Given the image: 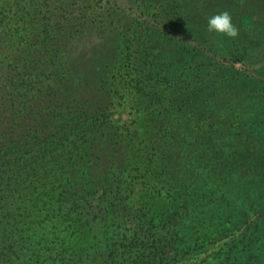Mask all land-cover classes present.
I'll return each mask as SVG.
<instances>
[{"label":"trees","instance_id":"trees-1","mask_svg":"<svg viewBox=\"0 0 264 264\" xmlns=\"http://www.w3.org/2000/svg\"><path fill=\"white\" fill-rule=\"evenodd\" d=\"M160 1L144 22L121 27L119 57L101 66L107 78L82 65L96 76L88 100L65 66L72 33L58 13L0 0V264H195L189 242L209 238L202 228L240 224L264 199L254 122L231 135L217 101L200 98L212 82L197 79L228 72L264 104V0ZM223 11L235 38L207 30ZM151 18L181 37L171 41ZM159 38L168 43L157 52ZM176 44L178 63H192L170 69ZM209 55L225 65L200 71L197 58ZM114 96L140 108L151 129L118 125ZM256 219L227 264H264V215ZM192 228L195 238L185 234Z\"/></svg>","mask_w":264,"mask_h":264},{"label":"rangeland","instance_id":"rangeland-1","mask_svg":"<svg viewBox=\"0 0 264 264\" xmlns=\"http://www.w3.org/2000/svg\"><path fill=\"white\" fill-rule=\"evenodd\" d=\"M27 1L30 5H34L35 8L42 9L41 11L47 10L52 12V14L58 13L56 18L53 19L58 20L59 25L69 29L72 33L65 44L64 56L66 57L63 59L66 61L65 66L70 72V77L77 84L80 94L85 95L88 100H91L93 96L89 89L94 84L92 82L96 76L91 74L94 72L92 69L88 73L83 71L82 65H88L89 67L97 66V72L104 78H107L108 74L101 66L106 63L109 64L111 63L109 60H114L117 56L119 57L123 43H120L121 39L118 38L117 33H119L121 27H125L131 22H144L149 18L148 15L158 7L157 3L155 4L156 7L152 5L156 0H20V4L17 5L18 8L22 9V5L27 7ZM194 6V4L187 5V9ZM49 14V12H45V16ZM41 21L46 23L49 19ZM152 21V24L157 27V31L162 34H168L172 38L171 41H176L177 38L175 36L181 37V34L177 31L163 28L162 24L154 19ZM167 43L168 41H161L160 38L159 40H155V51L160 52L162 46ZM178 48L179 44H176L174 47L175 54L172 57L171 54H168L167 56L170 60H164L170 69H178L180 66H187L192 63L191 60H187L186 55H181L184 56L182 58L185 61L178 63L180 56ZM262 48V52L257 55V62L264 61V44ZM163 52H167V49L164 48ZM198 52V54L201 53V51ZM197 59H200L199 62H204V66L200 68V71L206 66V62H210L216 68L219 67L218 65H225L216 56L209 55V58L202 56ZM242 70L248 71L249 68L243 66ZM224 76H227V78L221 81ZM82 79L85 81V86L83 87L80 84L83 82ZM197 79L200 82L206 81L208 84L212 82L211 88L206 89L204 93L199 92L200 98H211L217 101L219 106L216 105L215 108L219 112L216 113L221 119L226 118L224 122L231 131V135H244L243 130L245 127L242 130L235 127L239 124H243V126L249 124L244 120H252L254 122L256 127L255 145L263 149L262 154L264 157V107H261L262 100L257 98L260 94H254V99H252L248 96L251 92L245 86L243 89L241 85H237L229 77L228 72L220 71L218 73L214 71L211 74L208 73L207 77L205 73H202L200 76H197ZM260 80V76H257L255 82L258 83ZM106 87L108 86L106 85ZM260 88L254 86L253 90H259ZM101 101L105 103L102 96ZM110 103L113 108L120 110V121H117L118 125H124L129 132H132L135 128L140 131H149L151 129L153 122L150 118L145 117L143 112L142 116L136 115L140 108H124L125 104L122 101V97L117 98L114 96ZM201 103L203 102L201 101ZM108 149L94 150L93 155H96L98 158L104 152H109L110 149ZM91 160L95 162L92 157ZM248 175L250 174H244V176ZM261 198H264V196H261ZM255 202H257V199ZM261 215H264V199L257 202V205L252 207L247 213H242L240 224H224L222 228L217 226L219 231L214 226H205L200 230L202 233H199L209 235V238L203 240L197 239L195 243L189 242V252L191 253L188 257L195 264H227L226 257L229 255L230 250L254 228L257 216ZM197 230L193 228L187 229L185 234L189 238H195L198 235Z\"/></svg>","mask_w":264,"mask_h":264},{"label":"clouds","instance_id":"clouds-1","mask_svg":"<svg viewBox=\"0 0 264 264\" xmlns=\"http://www.w3.org/2000/svg\"><path fill=\"white\" fill-rule=\"evenodd\" d=\"M207 30L228 38H235L239 34L238 28L232 23V17L227 11L210 16L207 20Z\"/></svg>","mask_w":264,"mask_h":264}]
</instances>
